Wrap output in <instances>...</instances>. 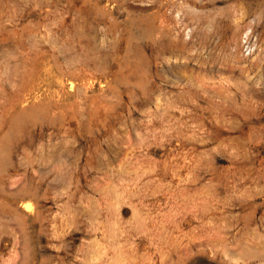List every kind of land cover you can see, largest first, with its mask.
Returning a JSON list of instances; mask_svg holds the SVG:
<instances>
[{"label":"rangeland","instance_id":"rangeland-1","mask_svg":"<svg viewBox=\"0 0 264 264\" xmlns=\"http://www.w3.org/2000/svg\"><path fill=\"white\" fill-rule=\"evenodd\" d=\"M0 264H264V0H0Z\"/></svg>","mask_w":264,"mask_h":264},{"label":"bare ground","instance_id":"bare-ground-1","mask_svg":"<svg viewBox=\"0 0 264 264\" xmlns=\"http://www.w3.org/2000/svg\"><path fill=\"white\" fill-rule=\"evenodd\" d=\"M55 21V20H54Z\"/></svg>","mask_w":264,"mask_h":264}]
</instances>
